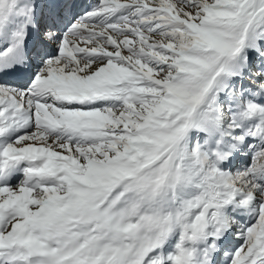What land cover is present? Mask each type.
Segmentation results:
<instances>
[{"label":"snow or ice","instance_id":"6c2138e0","mask_svg":"<svg viewBox=\"0 0 264 264\" xmlns=\"http://www.w3.org/2000/svg\"><path fill=\"white\" fill-rule=\"evenodd\" d=\"M0 264H264V0H0Z\"/></svg>","mask_w":264,"mask_h":264}]
</instances>
